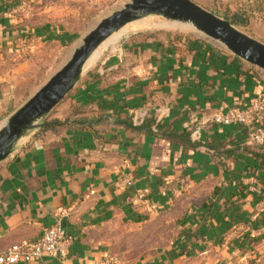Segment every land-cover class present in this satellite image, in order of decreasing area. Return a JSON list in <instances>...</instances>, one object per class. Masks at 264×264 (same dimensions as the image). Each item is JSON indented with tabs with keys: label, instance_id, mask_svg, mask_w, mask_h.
<instances>
[{
	"label": "crops",
	"instance_id": "obj_1",
	"mask_svg": "<svg viewBox=\"0 0 264 264\" xmlns=\"http://www.w3.org/2000/svg\"><path fill=\"white\" fill-rule=\"evenodd\" d=\"M28 1L0 0V121L31 82L22 55L33 47L17 46L40 37L24 24ZM246 31L264 44V11ZM263 72L193 37L123 40L46 117L64 124H40L0 162V250L60 225L67 256L29 264H264V144H248L246 127L210 122L264 96Z\"/></svg>",
	"mask_w": 264,
	"mask_h": 264
},
{
	"label": "water",
	"instance_id": "obj_2",
	"mask_svg": "<svg viewBox=\"0 0 264 264\" xmlns=\"http://www.w3.org/2000/svg\"><path fill=\"white\" fill-rule=\"evenodd\" d=\"M159 16L169 22L190 25L196 32L219 42L241 61L264 71V44L239 31L190 0H132L121 10L103 19L83 39L66 64L26 103L0 126V162L27 133L37 129L80 81L83 68L93 52L126 24Z\"/></svg>",
	"mask_w": 264,
	"mask_h": 264
},
{
	"label": "rangeland",
	"instance_id": "obj_3",
	"mask_svg": "<svg viewBox=\"0 0 264 264\" xmlns=\"http://www.w3.org/2000/svg\"><path fill=\"white\" fill-rule=\"evenodd\" d=\"M131 1L132 0H29L24 11L25 15L23 21L27 27V31H39L38 36L40 37H35L27 33L25 36L26 42L22 44L18 42L17 46L33 47L30 54L22 55L25 56L26 61L29 63L27 70L24 71V75L27 76L31 82H28L27 93L19 100V105L17 107H11L8 113L2 117L0 126L66 64L75 49L82 45L83 39L98 23L114 12L121 10ZM213 3L214 7H212V11L209 12H215L213 14H217L216 16L221 19L230 17L231 9L225 7V5L219 4L216 0H213ZM198 6L200 7V5ZM201 8L204 10L207 9L205 7ZM152 21L158 24H172V22L159 16H148L138 22H146V24L148 22L152 24ZM175 25L176 26L159 25L149 29H141L124 34V36L122 35L115 43L109 44L107 41L103 42L97 48L99 52L98 57L86 67L82 76L84 77L87 73L95 69L105 55L118 47L123 40L132 36L172 34L176 36L193 37L194 39L207 42V44L215 49H219L224 53L234 56L219 42L205 37L196 32L193 28L182 24ZM236 29L241 32H247L245 29L244 31L241 28ZM262 75H264V72Z\"/></svg>",
	"mask_w": 264,
	"mask_h": 264
},
{
	"label": "built area",
	"instance_id": "obj_4",
	"mask_svg": "<svg viewBox=\"0 0 264 264\" xmlns=\"http://www.w3.org/2000/svg\"><path fill=\"white\" fill-rule=\"evenodd\" d=\"M19 44L25 41L24 38L18 40ZM26 46H20L21 52L26 50ZM210 122L219 126H241L247 129V143L250 145L264 144V96H258L245 108H230L226 111L216 112ZM192 124H198L196 117H191ZM198 124L192 131L191 137L194 141L201 139V127ZM127 185H131L127 181ZM137 199L149 204L153 211L157 207L147 199L146 191H138ZM69 238L66 230L56 225L47 228L42 235L33 242H21L11 245L5 250H0V264H29L37 262L44 257L64 259L68 253ZM94 264H118V260L113 256L103 257Z\"/></svg>",
	"mask_w": 264,
	"mask_h": 264
},
{
	"label": "trees",
	"instance_id": "obj_5",
	"mask_svg": "<svg viewBox=\"0 0 264 264\" xmlns=\"http://www.w3.org/2000/svg\"><path fill=\"white\" fill-rule=\"evenodd\" d=\"M230 9V8H229ZM264 11V0H245V3L243 2L241 5H238L234 10H231V14L229 18H222L223 20H226L231 23V25L235 28H241L246 30V27L248 26L250 18H252L255 14L263 12ZM215 13V12H213ZM217 15V14H215ZM246 33V32H243ZM234 59L241 61L237 57L233 56ZM88 74V73H87ZM64 123L58 122V121H52L48 122L46 118L41 122V126L39 128L40 131H45L48 129H52L56 126L62 125ZM117 124H121L125 126V128L130 129L132 131L137 132H144L148 133L150 132V127L147 125H141L139 127H134L130 121H124ZM185 134V133H184ZM186 138L180 137V139L188 144V135L185 134ZM218 151V150H217ZM255 157L259 158L260 154L255 153Z\"/></svg>",
	"mask_w": 264,
	"mask_h": 264
},
{
	"label": "bare ground",
	"instance_id": "obj_6",
	"mask_svg": "<svg viewBox=\"0 0 264 264\" xmlns=\"http://www.w3.org/2000/svg\"><path fill=\"white\" fill-rule=\"evenodd\" d=\"M143 19H145V18H142V19H139V20H143ZM139 20H135V21H132V22H130V23H128V24H126L125 26H123L121 29H119L117 32H115L114 34H112L111 36H110V38H107L105 41H107V43H115V41H117L122 35L124 36V34H127V33H130V32H134V31H137V30H141V29H149V28H152V27H157V26H159V25H168V26H176L175 24H177V23H175V24H165V23H160V24H158V23H153V21H152V24L150 23H148L147 22V24H146V22L145 23H141V22H138ZM137 21V22H136ZM161 22V21H160ZM182 25H184V24H182ZM161 26V27H162ZM185 26H188V27H191L190 25H185ZM164 27H166V26H164ZM160 28V27H159ZM192 28V27H191ZM104 41V42H105ZM94 54H92L90 57H89V59L87 60V62L85 63V65H84V68H83V70H85L86 69V67L93 61V60H95L97 57H98V54H99V52H98V50L96 49L94 52H93Z\"/></svg>",
	"mask_w": 264,
	"mask_h": 264
}]
</instances>
